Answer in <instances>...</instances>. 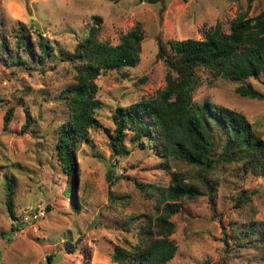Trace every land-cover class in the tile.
<instances>
[{"label":"rangeland","instance_id":"1","mask_svg":"<svg viewBox=\"0 0 264 264\" xmlns=\"http://www.w3.org/2000/svg\"><path fill=\"white\" fill-rule=\"evenodd\" d=\"M263 9L264 0H0V37L23 61L0 55V264H120L111 258L113 250L138 245L141 227L161 210L160 193L172 172L191 174L197 167L131 141L130 130L123 140L128 152L114 154L113 113L164 87L170 68L158 54L160 40L201 39L214 26L229 32L240 13L249 18ZM95 15L101 17L103 42L118 43L135 25L143 39L134 67L101 71L94 78L100 124L77 142L71 177L54 149L70 116L61 93L80 65L70 54ZM21 27L35 55L38 39L51 45L44 58L27 51L18 35ZM196 75L194 103L208 100L242 112L264 140V75L244 80L260 98L240 94L239 83L212 70L200 67ZM8 108L12 115L4 128ZM240 166L215 164L207 178H216L211 190L177 200L180 207L170 217L177 250L165 264H264V242L255 239L260 233L247 232L248 227L264 230V181ZM9 187L15 219L5 201ZM31 214L37 217L32 220Z\"/></svg>","mask_w":264,"mask_h":264},{"label":"trees","instance_id":"2","mask_svg":"<svg viewBox=\"0 0 264 264\" xmlns=\"http://www.w3.org/2000/svg\"><path fill=\"white\" fill-rule=\"evenodd\" d=\"M244 14L240 13L231 21L229 32L214 26L206 30L201 39L160 40L158 54L170 68L164 87L155 96L118 107L113 113L116 127L109 144L114 154L128 152L123 140L126 130H130L131 141L156 148L166 159L183 160L197 167L191 174L172 172L168 186L160 193L164 201L161 210L153 222L141 227L142 237L138 245L113 250L111 258L118 263L165 264L172 258L177 245L170 238L174 232L170 217L180 207L177 200L193 198L203 188L211 190L216 178H207L215 164L235 162L241 165L243 172L264 181V140L246 115L208 100L199 104L193 101L197 87L196 71L200 67L239 83L236 91L240 94L261 97L244 80L264 75V9L254 17L248 18ZM92 19L87 36L70 54L80 65L75 68L73 82L61 93V97L67 99L70 116L61 124L54 141L59 164L71 177H74L77 142L85 140L89 129L100 124L94 115L101 103L96 95L98 86L94 78L101 71L134 67L140 59L143 39L140 28L135 25L120 36L118 43L103 42L98 37L101 17L95 15ZM18 35L32 56L44 58L47 55L45 48L51 46L49 43L38 39L40 49L35 55L26 28L21 27ZM6 46L5 36L1 35L0 55L13 63H23L8 52ZM11 115V108H8L3 118L4 128ZM193 177L197 178L196 181L191 180ZM12 190V187L6 190L5 201L7 210L15 219ZM67 190L71 195V183ZM31 219L34 220L32 216ZM252 229L260 233L255 239L264 242V230L248 227V234L256 235Z\"/></svg>","mask_w":264,"mask_h":264},{"label":"built area","instance_id":"3","mask_svg":"<svg viewBox=\"0 0 264 264\" xmlns=\"http://www.w3.org/2000/svg\"><path fill=\"white\" fill-rule=\"evenodd\" d=\"M37 217V214H34L33 216H32V218H36Z\"/></svg>","mask_w":264,"mask_h":264}]
</instances>
